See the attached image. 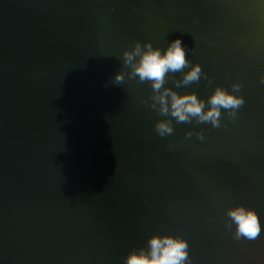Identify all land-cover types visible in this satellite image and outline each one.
Masks as SVG:
<instances>
[{"label": "water", "instance_id": "95a60500", "mask_svg": "<svg viewBox=\"0 0 264 264\" xmlns=\"http://www.w3.org/2000/svg\"><path fill=\"white\" fill-rule=\"evenodd\" d=\"M176 38L208 80L164 86L207 101L239 82L235 120L177 123L150 82L114 83L124 50ZM262 76L264 0H0V264H124L154 234L187 240L191 264H264ZM236 205L257 239H234Z\"/></svg>", "mask_w": 264, "mask_h": 264}, {"label": "clouds", "instance_id": "9594fccd", "mask_svg": "<svg viewBox=\"0 0 264 264\" xmlns=\"http://www.w3.org/2000/svg\"><path fill=\"white\" fill-rule=\"evenodd\" d=\"M122 59L124 69L128 71H119L114 77V83L122 84L126 75L129 79L138 78L140 83L150 82L152 95L149 106L163 117L174 118L177 123H191L195 120L197 124L208 123L213 128H220L223 126L222 110L229 120H235L246 102L244 95L238 94L242 89L239 82L232 83L231 91L217 85L207 101L199 98L196 92L178 94L173 88L165 87L169 73H182L180 79H176L175 75L172 77L177 88L199 83L202 77L208 80L199 63L190 65L180 38L170 42L164 50L153 47L150 41L143 44L137 41L131 49L123 51ZM186 68L188 70L184 71ZM260 83L264 84V76ZM154 128L161 138L174 133L172 119H160ZM192 135V131L185 133L186 138ZM196 137L204 140L203 132H197ZM227 216L232 222L227 227L231 229L235 225L234 239L251 241L260 236L261 222L255 209L236 205L227 210ZM124 264H191L189 244L178 236L154 234L148 238L146 247L132 249Z\"/></svg>", "mask_w": 264, "mask_h": 264}]
</instances>
